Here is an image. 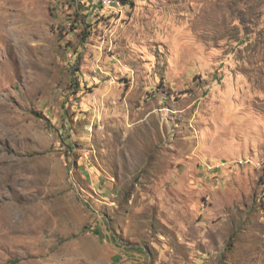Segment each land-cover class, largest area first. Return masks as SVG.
Segmentation results:
<instances>
[{
  "label": "rangeland",
  "instance_id": "obj_1",
  "mask_svg": "<svg viewBox=\"0 0 264 264\" xmlns=\"http://www.w3.org/2000/svg\"><path fill=\"white\" fill-rule=\"evenodd\" d=\"M0 0V264H264V0Z\"/></svg>",
  "mask_w": 264,
  "mask_h": 264
},
{
  "label": "bare ground",
  "instance_id": "obj_2",
  "mask_svg": "<svg viewBox=\"0 0 264 264\" xmlns=\"http://www.w3.org/2000/svg\"><path fill=\"white\" fill-rule=\"evenodd\" d=\"M94 1L105 7H113L119 2V0H94Z\"/></svg>",
  "mask_w": 264,
  "mask_h": 264
},
{
  "label": "trees",
  "instance_id": "obj_3",
  "mask_svg": "<svg viewBox=\"0 0 264 264\" xmlns=\"http://www.w3.org/2000/svg\"><path fill=\"white\" fill-rule=\"evenodd\" d=\"M99 3H97L96 5H98ZM100 8H103V6L101 5V6H99Z\"/></svg>",
  "mask_w": 264,
  "mask_h": 264
}]
</instances>
